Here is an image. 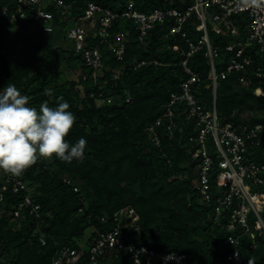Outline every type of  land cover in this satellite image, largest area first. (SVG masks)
<instances>
[{
    "label": "trees",
    "instance_id": "obj_1",
    "mask_svg": "<svg viewBox=\"0 0 264 264\" xmlns=\"http://www.w3.org/2000/svg\"><path fill=\"white\" fill-rule=\"evenodd\" d=\"M65 1L72 4L73 16L88 0ZM94 1L116 10L124 8L129 0ZM134 1L139 10L146 12L169 1L183 9L194 2ZM4 2L7 0H0V7ZM52 10L57 16L58 10ZM64 23L55 22V30L46 33L41 26L30 31L32 24H11L0 17V88L15 84L29 95V103L37 108L45 100L50 106L67 101L75 123L66 140L73 144L80 137L87 140L82 158L71 162L55 155L49 162L38 158L19 175L32 188L33 199L41 203L43 222L34 216L21 221L11 218L13 205L27 191L14 192L10 185L4 184L6 172L0 169V190H4V199L0 202V264H51L59 248L85 247L91 228H110L114 224L113 213L126 206L135 208L140 218V232L132 227L123 229L126 241L185 252L192 264H225L230 247L222 243L224 231L211 221V208L201 203L192 182L188 137L193 129L185 114L178 117L171 138L162 136L159 147L152 143L147 130L160 114L162 103L171 92H181L180 85L187 79L181 53L168 48L172 43L186 48V39L180 35L159 38L168 26L165 24L162 28L155 27L154 38L148 44H141L135 34L131 35L122 59L103 46L106 65L121 69V77L114 82L111 71H106L102 80L105 78L108 83L94 86L90 81L69 78L59 67V52L78 74L84 67L82 58L62 45ZM199 23L194 14L183 27L195 43L203 33L198 29ZM210 29L212 45L226 43L228 37ZM142 59L149 62L137 66ZM224 59L221 55L216 64L219 116L264 123V96L254 93L257 84L246 87L237 81L235 74H224ZM188 64L201 76V81L194 85L195 93L206 106L212 105L211 67L206 48L191 56ZM81 84L86 86V93H80ZM49 89L51 95L47 92ZM99 92L112 100L102 101ZM254 157L264 162V143L256 149ZM101 215L111 220L102 222ZM41 237L46 239L45 245ZM241 257L244 264H264V241L252 248L245 238ZM115 262L133 264L122 253ZM82 264H88L86 257Z\"/></svg>",
    "mask_w": 264,
    "mask_h": 264
},
{
    "label": "built area",
    "instance_id": "obj_2",
    "mask_svg": "<svg viewBox=\"0 0 264 264\" xmlns=\"http://www.w3.org/2000/svg\"><path fill=\"white\" fill-rule=\"evenodd\" d=\"M55 8L57 16L52 10ZM81 9L72 16L73 6L65 0H7L0 7V17L11 24L41 26L46 33L55 30V22H65L61 38L72 44L71 51L80 56L84 64L75 80L90 81L94 86L108 83L107 79L102 80L106 71H111L114 82L121 77V69H110L106 65L103 46L117 59H122L131 35L135 34L141 44H148L154 38L155 27L162 28L165 24L168 26L159 38L180 35L186 39V48L178 43L169 44L168 48L181 53L187 79L180 85L181 92H171L162 103L160 114L147 130L152 143L159 147L162 136L171 138L178 117L185 114L193 129L188 139L194 188L201 203L210 206L209 217L213 224L224 231L222 243L230 247L225 264H244L241 257L244 239L252 248L264 241V162L254 157L256 149L264 143V123L219 116L216 59L223 55L224 74H235L237 81L246 87L256 83L254 93L264 96V0H194L184 9L174 7L173 1H169L149 12L139 10L134 0L116 10L88 0ZM194 14L200 19L198 29L203 31L198 43L190 40L183 29ZM209 27L216 34L228 37L226 43L212 45ZM203 47L211 67L213 99L210 106L202 103L195 93L194 85L201 81V76L188 64L189 58ZM148 62L138 60L137 66ZM155 63H159L158 60ZM79 89L80 93H86L83 84ZM21 93L29 98L27 93ZM99 97L102 101L112 100L103 96V92H99ZM40 158L45 162L50 160ZM66 181L71 183L70 179ZM3 183L10 185L14 192L27 191L13 205L12 219L21 221L34 216L43 222L42 205L33 199L26 180L6 172ZM3 199L4 190H0V202ZM100 219L108 222L111 217L101 215ZM139 219L132 206L116 210L110 228L93 226L88 245L59 248L51 264H82L85 257L88 264H117L115 259L119 253L127 255L133 264H192L185 252L159 250L126 241L123 229L132 227L140 232ZM41 241L46 244L44 237Z\"/></svg>",
    "mask_w": 264,
    "mask_h": 264
},
{
    "label": "clouds",
    "instance_id": "obj_3",
    "mask_svg": "<svg viewBox=\"0 0 264 264\" xmlns=\"http://www.w3.org/2000/svg\"><path fill=\"white\" fill-rule=\"evenodd\" d=\"M51 95L52 90H47ZM67 101L50 106L45 100L39 107L29 103L27 95L8 83L0 88V169L21 175L38 158H57L71 162L82 158L87 140L74 144L66 136L75 123Z\"/></svg>",
    "mask_w": 264,
    "mask_h": 264
},
{
    "label": "rangeland",
    "instance_id": "obj_4",
    "mask_svg": "<svg viewBox=\"0 0 264 264\" xmlns=\"http://www.w3.org/2000/svg\"><path fill=\"white\" fill-rule=\"evenodd\" d=\"M210 15V14H209ZM31 29H33V28H31ZM31 29H29L30 31H31ZM15 30H19V28L18 27H15ZM213 30L212 29H210V32H212ZM62 42V41H61ZM61 42L60 41H58L57 43L58 44H61ZM62 45H64V47L65 48H67V49H71L72 48V44L70 43V42H62ZM57 61H58V63H59V67H60V69L69 77V78H71V79H77V72L76 71H73L72 70V68L69 66V64L65 61V59H63V56H62V54H60V52L59 53H57ZM218 62H219V58H217L216 59V64H218ZM99 103H102V101L100 100L99 101ZM33 189H34V187H33ZM31 190H32V188H31Z\"/></svg>",
    "mask_w": 264,
    "mask_h": 264
}]
</instances>
